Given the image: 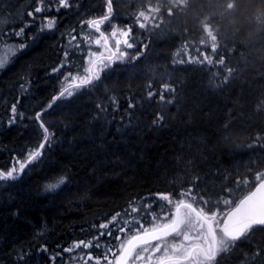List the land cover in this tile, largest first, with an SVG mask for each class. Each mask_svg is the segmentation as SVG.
<instances>
[{
	"label": "trees",
	"instance_id": "1",
	"mask_svg": "<svg viewBox=\"0 0 264 264\" xmlns=\"http://www.w3.org/2000/svg\"><path fill=\"white\" fill-rule=\"evenodd\" d=\"M72 2L59 13L35 14L56 16L55 29L37 34L39 21L27 15L36 0H0V49L26 44L0 70V170L41 142L43 131L29 117L58 94L61 73L86 64L89 49L82 41L70 46V35L87 32L80 22L100 16L105 0ZM147 3L167 0H113L112 23L133 25L132 35L148 43L144 54L133 60L138 47L127 49L128 57L106 68L99 81L56 101L42 117L55 135L41 158L17 180L0 182V264H52L49 257L56 253L55 264H81L82 250L62 248L107 231L98 226L116 213L121 223L131 201L140 208L132 215L140 216L141 197L176 196L190 185L213 199L226 195L228 187L240 195L234 182L264 170V147L256 141L259 136L264 142V0H186L172 16L162 8L156 22L162 18L163 23L149 26L151 35L134 20ZM205 18L218 37L213 64L174 63L183 58L185 43L192 55L196 48L209 51ZM21 27L23 36H17ZM92 50L102 51L94 45ZM221 56L224 65L216 63ZM61 62L66 67L54 73ZM227 68L233 72L225 84ZM163 83L175 88L164 93L171 104L157 103ZM149 91L156 92L151 99ZM14 103L24 118L12 123ZM158 112L165 116L159 127L152 123ZM59 176H66V183L46 192L45 185ZM45 247L47 253L41 251ZM237 248L224 264H239L245 253L246 264H264V230L237 242ZM256 250L260 255L252 259ZM87 251L98 255L101 250Z\"/></svg>",
	"mask_w": 264,
	"mask_h": 264
},
{
	"label": "snow or ice",
	"instance_id": "2",
	"mask_svg": "<svg viewBox=\"0 0 264 264\" xmlns=\"http://www.w3.org/2000/svg\"><path fill=\"white\" fill-rule=\"evenodd\" d=\"M185 4L186 0H167L166 4L155 5L147 3L146 10H139L134 15L135 26L148 30V34L151 35L149 26L159 28L160 23H163L162 18L159 23L156 22L162 8L166 10L168 16H172L174 8H182ZM73 6L72 0H49L48 3L45 0H36L35 7L27 15L33 21H39L38 34L55 29L56 16L37 17L35 14L59 13L61 9H69ZM113 15V0H105V10L100 16L85 18L80 22L81 29L86 25L88 31L79 35V38L78 34L70 35V46L75 42V46L79 47L82 41L89 49L86 53V64L75 73L72 71L61 73L63 86L58 89V94L51 98L43 111H38L29 117L34 119L43 131L41 142L35 148L26 150L23 158L16 159L10 167L0 170V182L17 180L29 165L41 158L43 149L50 144L51 138L55 135L46 126L42 117L44 112L53 108L56 101L70 98L76 94L77 90L92 85L94 81H99L101 73L106 68L128 57L127 49L138 47V51L132 55L133 60L139 59L144 54L148 43L132 35L133 25L118 27L112 23ZM106 23L109 25L107 29L103 27ZM202 27L211 42L209 51L196 48V55H192L185 43L183 58L174 63L213 64V55L218 48V37L211 24L207 22V18L202 21ZM23 33L24 28L21 27L16 35L23 36ZM72 33H75V29H72ZM2 35L3 33H0V36ZM156 35L159 36L160 33ZM32 38L35 39L36 36ZM200 43L204 45L205 41L202 39ZM93 45L102 51L92 50ZM24 47H26L24 42L9 44L5 51L14 57ZM67 55L68 53L65 52V59ZM177 55L180 53L177 52ZM9 62L7 56L0 57V70H3ZM216 63L224 65L223 56ZM65 67V63L61 62L53 69V72H61V69ZM232 72L233 69L227 68L221 82L226 84ZM148 87L151 89V84ZM165 92L174 93L175 88L168 83H163L157 98L158 104L172 103V98L166 100ZM155 95V91L147 93L149 99ZM111 102L117 103L114 97L111 98ZM128 106L135 107L132 103ZM104 110L106 109L101 107V111ZM11 112L12 123H15L17 116L20 119L24 118V112L18 113L16 103L11 106ZM164 120L165 116L158 112L152 123L159 127L163 125ZM256 141L260 147H264V142L259 136ZM66 181V176H59L45 185V191L56 192ZM234 183L240 190V195H234V189L228 187L223 190L226 195H220L215 199L210 195L201 194L200 190L194 192L193 185L186 189L181 188L176 196L171 193L149 194L155 199L150 200L149 196L140 198L145 209L140 216L132 215V213L140 212L139 207L133 206L135 204L133 200L130 202L129 209L125 210L121 223H117L121 213H116L109 222L98 226L99 229L107 231H99L92 239L74 241L70 246L63 247L62 251L72 253L82 250V254L78 253L77 256L81 264H89L90 261L92 264H224L226 259L237 254V242L246 241L256 231L264 230V170L255 171L251 179L245 177L243 181L236 180ZM158 201L164 203L161 204ZM102 237L107 238L103 243ZM93 248L101 250L98 255L87 251ZM41 251L47 253L49 250L45 247ZM59 255L60 253H56L49 257L52 264H55ZM259 255L260 251L256 250L252 259ZM244 257L239 264H246L248 254L245 253Z\"/></svg>",
	"mask_w": 264,
	"mask_h": 264
},
{
	"label": "rangeland",
	"instance_id": "3",
	"mask_svg": "<svg viewBox=\"0 0 264 264\" xmlns=\"http://www.w3.org/2000/svg\"><path fill=\"white\" fill-rule=\"evenodd\" d=\"M6 45H9V44H5V46L0 49V57L7 56V58H10L11 57V54L10 53H7L5 51Z\"/></svg>",
	"mask_w": 264,
	"mask_h": 264
}]
</instances>
